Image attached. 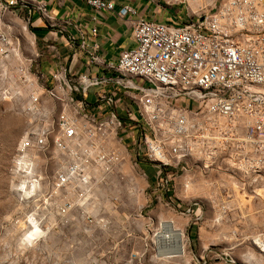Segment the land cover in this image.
Here are the masks:
<instances>
[{
    "label": "built area",
    "instance_id": "2783aa9c",
    "mask_svg": "<svg viewBox=\"0 0 264 264\" xmlns=\"http://www.w3.org/2000/svg\"><path fill=\"white\" fill-rule=\"evenodd\" d=\"M86 1L97 11L115 8L107 0ZM164 2L187 12L192 3L194 17L187 14L189 20L181 25L140 18L135 45L121 54L118 65L98 55L94 27L90 38H82L77 47L88 67L110 76L78 74L59 64L50 71L53 86L40 87L41 66L24 65L23 59L41 58L32 16L38 14L52 29H61L60 23L44 2L0 0L1 71L31 81V110L40 106L39 89L66 109L55 120L44 111L39 117L45 124L22 144L19 169L28 180V193L19 191L41 196L42 228L53 230L74 215L93 224L118 208L115 189L129 166L150 180L151 187L164 188L167 202L173 201L168 194L172 175L193 169L225 166L241 175L248 187L264 183V0ZM117 14L136 13L126 6ZM25 35L33 38L31 44ZM53 42L48 49L57 53L56 37ZM103 85L123 92L124 116L115 111L116 98L109 91L97 94V105L87 99L91 89ZM32 153L48 155L56 170L49 174L47 165L38 167ZM142 163L151 166L152 175ZM129 181L130 193L137 196L138 181Z\"/></svg>",
    "mask_w": 264,
    "mask_h": 264
},
{
    "label": "rangeland",
    "instance_id": "374dc122",
    "mask_svg": "<svg viewBox=\"0 0 264 264\" xmlns=\"http://www.w3.org/2000/svg\"><path fill=\"white\" fill-rule=\"evenodd\" d=\"M180 8L183 23L189 20L187 14L194 17L196 9ZM23 59L33 68L40 64L30 62L29 56ZM50 73L43 71L40 87L53 86ZM30 82L0 69V264H264V183L248 187L241 175L225 166L172 175V202H167L164 188L151 187L150 180L129 166L115 189L118 208L93 224L74 215L53 230L42 228L41 196L19 191L28 193V180L19 169L22 144L45 124L39 117L44 111L55 120L63 108L39 89L40 106L31 110ZM32 154L38 167L47 165L49 174L56 170L48 155ZM141 168L152 175L149 164ZM129 177L139 183L137 196L130 193ZM165 221L183 233L184 256L165 255L164 250L172 248L159 238Z\"/></svg>",
    "mask_w": 264,
    "mask_h": 264
},
{
    "label": "crops",
    "instance_id": "0c3cea01",
    "mask_svg": "<svg viewBox=\"0 0 264 264\" xmlns=\"http://www.w3.org/2000/svg\"><path fill=\"white\" fill-rule=\"evenodd\" d=\"M38 1L45 3L50 15L61 26V29L59 27L52 29L38 14L32 16L31 30L41 54L39 65L47 73L55 70L59 64H64L78 74L110 76L108 72L99 71L96 67H88L85 56L77 47L82 38H90L94 27L98 31L97 37L94 38V42L98 45V55L106 62L118 65L121 54L135 45L133 34L136 22L140 18L168 25H181L186 19L180 6L166 5L164 0H107L114 3V11H97L86 0ZM126 6L131 7L136 14L120 17L118 11ZM25 37L27 43L31 44L33 38L28 35ZM55 37L57 53L48 49V46L54 43ZM104 91H109L115 96V111L120 116H124L120 107L127 103V100L123 92L114 85L91 89L87 99L97 105V94Z\"/></svg>",
    "mask_w": 264,
    "mask_h": 264
},
{
    "label": "bare ground",
    "instance_id": "6f19581e",
    "mask_svg": "<svg viewBox=\"0 0 264 264\" xmlns=\"http://www.w3.org/2000/svg\"><path fill=\"white\" fill-rule=\"evenodd\" d=\"M195 9V6L191 3L190 10ZM31 77V76H29ZM30 79V78H29ZM63 98L62 95H60ZM66 109L63 111L65 113ZM188 188V185H186ZM162 231H160L159 238L164 242V244H172V248L166 249L165 255H169V257H181L185 254V240L183 233L181 230L177 229L172 221L162 222ZM165 247V246H164ZM167 247V246H166ZM163 251V253H164Z\"/></svg>",
    "mask_w": 264,
    "mask_h": 264
}]
</instances>
